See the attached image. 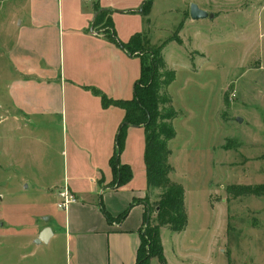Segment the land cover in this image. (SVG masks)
Masks as SVG:
<instances>
[{
	"label": "rangeland",
	"instance_id": "1",
	"mask_svg": "<svg viewBox=\"0 0 264 264\" xmlns=\"http://www.w3.org/2000/svg\"><path fill=\"white\" fill-rule=\"evenodd\" d=\"M65 1L66 5L70 3ZM144 1H140L138 12L119 14L111 23L116 40L125 43L131 36L141 34L149 41L123 61L113 82L122 85L120 93L125 99L132 97V84L141 75V57L148 60L150 50L159 45L165 62L160 71L174 72L172 81L161 90L169 98V104L161 105V110L169 107L175 112L169 120L175 131L174 138L168 141V162L172 166L169 178L183 187L188 220L186 229L175 238L170 239L171 232L164 233L167 258L170 264H176L180 259L175 256L181 251L192 261L198 259L206 264H264V196L235 197L229 192V187L237 184L264 185V0H151L149 7L143 6ZM191 3L216 17L184 24V18H191ZM28 7L29 0H0V217L4 222L0 229V264H13L11 259L16 264H49L42 258L47 253L53 254V264H65L62 236L52 239L50 251L47 246L40 248V258L34 251L36 247H19L18 242L25 241L30 232L29 219L36 211L56 206L58 199L47 191V183L49 176L62 170L61 124L57 117L49 124V140L40 128L32 135L25 129L18 130L19 143L14 145L30 165L26 169L8 167L6 89L14 74L8 51L18 28L29 22ZM135 74L136 80L126 88L127 75ZM72 101L81 118L80 125L76 124L81 133L88 128L81 117L87 102L78 103L79 97L72 98L68 91L67 104ZM144 146V127L128 126L120 161L127 159L134 187L141 191L147 186ZM45 157L55 166H43ZM20 177L28 178L29 188L20 182ZM160 191L150 188L147 199L138 198L137 202L150 206ZM17 235H22L15 241L19 249L10 258L17 249L11 246L4 263L5 253L1 251L6 252L10 238ZM152 261L156 264L157 259Z\"/></svg>",
	"mask_w": 264,
	"mask_h": 264
},
{
	"label": "crops",
	"instance_id": "2",
	"mask_svg": "<svg viewBox=\"0 0 264 264\" xmlns=\"http://www.w3.org/2000/svg\"><path fill=\"white\" fill-rule=\"evenodd\" d=\"M69 1L66 5L65 0H29V22L18 28L13 46L8 51V60L14 74L7 84L9 106H6L8 115L5 117L8 119V167L12 168L14 165L17 169H26L29 164L25 158L20 157V149L14 145V142L19 143L18 130L25 129L32 135L35 129L40 128L41 131H46L45 137L49 140V124L57 117L61 124L62 170L58 175L49 176L47 184L50 186L47 191L58 199L57 187L67 185L76 200L64 212L58 211L59 199L56 206L52 207L53 210L47 206L50 210L36 211L35 216L29 219L30 232L25 241H18L22 239V235L10 238L12 242L7 244L6 252L1 251L5 253L2 259L5 263L6 254L11 253V246L17 249L10 258L19 247L27 244L36 247L37 250L34 251L37 258H40V248L47 246L50 251L52 239L62 236L66 248L65 264H134L140 246L144 210L145 206L148 207L146 203H138L137 199H147L146 196L151 192H147V186L144 191L136 189L132 179L120 187L112 185L109 159L114 152L115 134L123 121L124 110L115 105L105 108L100 96L91 89H99L109 98L125 99L120 93L122 85L117 86V82L113 81L116 78L115 71H120L123 61L129 59L128 56H133L128 55L113 40L110 31L116 33V30L111 23H114L119 14L138 12L137 8L142 0ZM65 12L67 19L64 20ZM213 17H216L215 14ZM192 20L186 17L183 22L185 24ZM109 21L110 26L107 27ZM19 22L21 25L22 21ZM173 41L171 39L170 43ZM136 77V74L131 77L127 75L126 88L130 87ZM68 91H71L72 98L74 95L79 97L78 103L80 100L87 102L88 108L81 117H84L88 128L81 133L76 126L77 123L80 125L81 118L73 101L67 104ZM40 124L43 125L38 127ZM34 125L37 127L34 128ZM73 127L76 130H72ZM13 147L16 149L12 150ZM127 162L125 157L121 160V163ZM41 164L46 168L55 166L46 157ZM20 182L25 183V188L30 187L27 177H20ZM158 199L159 197L154 202ZM134 201L136 202L128 214L117 220L115 217ZM101 206L110 213L113 221L106 218ZM155 216L156 212H153L151 221H154ZM186 225L182 231L176 232L167 225L160 227V240L166 259L162 264H170L164 233L171 232L170 239L175 238L186 229ZM3 226L4 222L0 217V229ZM46 226L52 230V236L46 242H36L41 229ZM15 241L19 242V247L15 245ZM178 253L175 257L180 261L176 264H206L198 259L192 261L189 255L181 251ZM173 254L175 255L174 251ZM42 258L49 264H53L55 260L52 253H47ZM153 258L155 257L150 258V264H153ZM10 262L17 263L13 259ZM156 264H161L158 259Z\"/></svg>",
	"mask_w": 264,
	"mask_h": 264
},
{
	"label": "trees",
	"instance_id": "3",
	"mask_svg": "<svg viewBox=\"0 0 264 264\" xmlns=\"http://www.w3.org/2000/svg\"><path fill=\"white\" fill-rule=\"evenodd\" d=\"M150 3L151 0H145L143 6L149 7ZM142 11H144V7H142ZM106 26H110V21ZM110 34L113 40L130 56H132L134 49L141 50L149 43L141 34L131 36L125 43L116 40L114 32L110 31ZM161 48L162 46L159 45L156 49H151L148 60L145 56L141 57V75L133 85V96L131 98L126 100L113 99L99 89H91L94 94L100 96L101 104L105 108L115 105L124 110L123 122L119 125L115 134L114 152L109 159V166L112 170V185L123 186L132 177L131 167L127 163H121L120 154L123 148L125 131L129 125H133L144 127L143 162L146 167L147 188L161 189L159 199L150 206L145 207L144 224L140 229V246L137 251V261L134 264H150V258L152 257L157 258L161 264L165 263L163 244L160 240V227L167 225L172 231L176 232L182 231L187 223L183 187L179 182L172 181L169 178L172 166L168 162L171 154L168 141L175 136V131L169 120L175 112L169 107L161 110V105L169 104V98L163 95L161 90L172 81L174 72L160 71L161 68L165 67L164 59L160 53ZM229 192L235 197L242 194L264 196V185L237 184L229 187ZM135 202H132L128 208L115 218L117 220L124 218ZM101 209L106 218L113 221L114 218L103 206H101ZM153 212H156V216L154 221H151Z\"/></svg>",
	"mask_w": 264,
	"mask_h": 264
},
{
	"label": "water",
	"instance_id": "4",
	"mask_svg": "<svg viewBox=\"0 0 264 264\" xmlns=\"http://www.w3.org/2000/svg\"><path fill=\"white\" fill-rule=\"evenodd\" d=\"M190 16L192 19H202L205 17L212 18L214 16L213 13L208 12L205 9H200L198 5L191 3L190 4ZM141 11V9H140ZM239 121H241V117L238 118ZM52 236V230L48 226L41 229V232L39 233L36 242H46L48 239Z\"/></svg>",
	"mask_w": 264,
	"mask_h": 264
},
{
	"label": "built area",
	"instance_id": "5",
	"mask_svg": "<svg viewBox=\"0 0 264 264\" xmlns=\"http://www.w3.org/2000/svg\"><path fill=\"white\" fill-rule=\"evenodd\" d=\"M57 195L59 197V202L57 203V206L62 210H66L68 205L76 200L67 185L61 187L58 190Z\"/></svg>",
	"mask_w": 264,
	"mask_h": 264
}]
</instances>
